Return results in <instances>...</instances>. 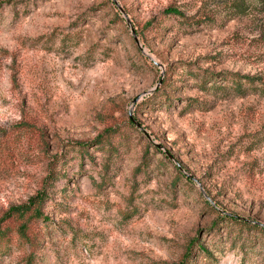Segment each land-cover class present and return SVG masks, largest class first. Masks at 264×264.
<instances>
[{
    "label": "rangeland",
    "instance_id": "374dc122",
    "mask_svg": "<svg viewBox=\"0 0 264 264\" xmlns=\"http://www.w3.org/2000/svg\"><path fill=\"white\" fill-rule=\"evenodd\" d=\"M231 1L0 0V264H264V96L232 86L264 13Z\"/></svg>",
    "mask_w": 264,
    "mask_h": 264
},
{
    "label": "trees",
    "instance_id": "16d2710c",
    "mask_svg": "<svg viewBox=\"0 0 264 264\" xmlns=\"http://www.w3.org/2000/svg\"><path fill=\"white\" fill-rule=\"evenodd\" d=\"M230 4L231 8L230 14L228 15V19H231L236 16L246 15L247 12H245V7L247 5H252V7L254 8L258 7L257 9L260 12L264 13V0H232ZM165 11L182 16L180 12L174 7L166 8ZM232 86L234 93L238 96H244L250 93L264 96V78L258 77L257 75L234 73L232 79ZM173 166L175 168L179 167L176 163L173 164ZM43 198V193H37L29 200L28 203L16 206L15 208L11 209V211H13L12 213H14L18 217H23L28 211H30V214L27 219L22 220L17 226V234L20 240L30 247V255L32 254L31 251L36 250V247L38 246L36 224L33 223H38L39 220H42L44 218V215L42 214V211L40 209V204ZM226 218L236 221L237 217L229 215L226 216ZM259 229L264 230L261 227ZM2 234L3 232L0 229V239ZM1 248L2 247L0 246V250ZM184 261H182V264H184Z\"/></svg>",
    "mask_w": 264,
    "mask_h": 264
},
{
    "label": "water",
    "instance_id": "95a60500",
    "mask_svg": "<svg viewBox=\"0 0 264 264\" xmlns=\"http://www.w3.org/2000/svg\"><path fill=\"white\" fill-rule=\"evenodd\" d=\"M114 1V3L116 4V2H115V0H113ZM118 8L121 10V8L118 6ZM122 11V10H121Z\"/></svg>",
    "mask_w": 264,
    "mask_h": 264
}]
</instances>
